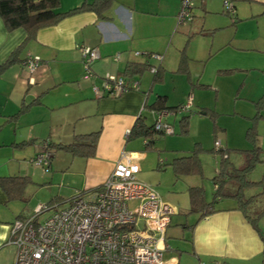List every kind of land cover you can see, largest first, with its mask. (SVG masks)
<instances>
[{"label":"crops","instance_id":"obj_1","mask_svg":"<svg viewBox=\"0 0 264 264\" xmlns=\"http://www.w3.org/2000/svg\"><path fill=\"white\" fill-rule=\"evenodd\" d=\"M92 1L59 0V10L68 11ZM230 1L235 8L238 0ZM242 1L260 5L252 16L264 15V0ZM205 3L206 0L199 7L205 10ZM180 5L181 0H110L104 9H85L40 28L34 38L25 41L18 53L14 51L24 41L25 31L22 28L8 31L0 18V64L12 55L16 56L0 71V176L27 178L18 190L7 191L0 187V264H13L15 246L8 242L10 224L30 211L27 191L33 172L28 161L39 150L42 140L68 143L77 134L99 129L94 154L86 157L83 168L85 188L82 192L86 194L101 185L122 150L139 151V159L142 158L139 149H126L129 139L125 138V130L132 127L139 114L145 116V110L152 112L149 106L144 108L143 105L151 104L158 95L166 97V104L177 105L167 102L165 92L153 89L155 82L164 79V60L170 53L175 50L177 54L175 71L188 70L186 61L184 69L179 67L180 50L192 31L181 30L182 25L177 23ZM201 29L202 33L197 34L205 35L207 30L202 26ZM182 35L184 40L178 46ZM83 46L95 47L99 53L90 64L88 75L83 67ZM117 53L119 58L115 60ZM151 53L160 54L161 60ZM28 54L40 58L33 73H29L23 64ZM134 61L161 65L160 78L153 81L152 73L148 85V79H139L142 73L133 75L138 80V89L125 91L117 97L106 95L104 76H123L126 65ZM231 69L234 68L220 70ZM198 84L205 86L202 82ZM199 109L198 112L205 113L204 107ZM260 114L264 116V113ZM140 140L144 148L143 139ZM170 161H163L159 166L165 167ZM142 176L146 177V174ZM229 199L234 202L221 206L214 204L210 211L199 216L200 211L190 210L189 198L188 206L181 208L179 213L196 212L197 218L192 222L187 217L170 219L161 243V264H213L217 257H222L225 264H233L264 251L261 230L236 208L235 199ZM224 200L226 198L218 202Z\"/></svg>","mask_w":264,"mask_h":264},{"label":"rangeland","instance_id":"obj_2","mask_svg":"<svg viewBox=\"0 0 264 264\" xmlns=\"http://www.w3.org/2000/svg\"><path fill=\"white\" fill-rule=\"evenodd\" d=\"M200 1L193 0V19L182 24L181 30L193 32L202 26L207 33L193 34L186 42L182 35L177 43L181 46L184 40L188 70L186 67L184 71L174 70L177 57L174 50L164 60L163 81L153 85L154 91L166 93L169 104L182 107L190 96V108H181L166 116L174 132L157 135L156 148L145 150L140 138H130L126 149H139L143 154L138 161V178L149 183L170 204L171 220L187 217L189 222L194 221L198 213L182 214L179 210L189 204L191 185L201 186L205 198L212 201V178L219 171L220 155L211 148H229L227 160L235 166L244 163L245 149H258V160L247 177L257 183L246 190L247 195H254L246 211L264 235V116L260 114L264 113V99L260 100L264 97V15L252 16L256 8H260L254 1H236L233 8L236 17L224 11L223 0H206L205 10L199 7ZM228 67L234 69L220 70ZM151 77L152 71L147 68L139 79H148L149 85ZM198 80L205 86L199 85ZM201 107L205 108V113L198 112ZM144 114L146 122L152 124L154 112L145 110ZM186 114L189 115L187 130L183 131L178 120ZM189 150L199 159V171L182 173L176 178L170 164L159 166L160 160L167 163L176 156L188 154ZM52 152L49 167L28 161L33 172L27 191L30 211L40 204L50 207L62 202L85 188L82 178L87 159L59 149ZM233 202L226 198L223 203L215 204ZM50 209L39 216H46ZM221 258L217 257L215 263L225 264ZM241 261L233 264H264V251Z\"/></svg>","mask_w":264,"mask_h":264},{"label":"built area","instance_id":"obj_3","mask_svg":"<svg viewBox=\"0 0 264 264\" xmlns=\"http://www.w3.org/2000/svg\"><path fill=\"white\" fill-rule=\"evenodd\" d=\"M223 3L232 12V3ZM193 7V0H181L179 25L192 20ZM81 53L88 75L99 53L90 46H83ZM150 55L162 58L157 53ZM118 58L117 53L114 59ZM39 60L37 55H27L24 66L29 73L35 71ZM149 69L154 72L156 67L151 65ZM130 86L138 89V80ZM103 90L117 94L127 87L122 76L107 74ZM190 100L189 96L180 109L190 108ZM171 112H156L154 128L172 133V125L165 121ZM129 131L125 130V138ZM51 155L46 143H41L29 162L49 167ZM139 157V151L122 150L107 177L91 193L79 192L61 207L58 203L50 207L40 204L13 220L8 241L15 246L13 264H161V243L173 209L149 183L138 178ZM49 208L46 216H39Z\"/></svg>","mask_w":264,"mask_h":264},{"label":"trees","instance_id":"obj_4","mask_svg":"<svg viewBox=\"0 0 264 264\" xmlns=\"http://www.w3.org/2000/svg\"><path fill=\"white\" fill-rule=\"evenodd\" d=\"M110 0H93L92 2H84L79 6H76L68 11L59 10V0H0V18L3 21L5 28L8 31H12L17 28H22L26 37L24 41L17 47L14 51L19 52L22 49L23 44L26 40L34 38L36 32L43 27L51 26L56 24L65 16L70 14L85 10L94 9L96 11L104 9L108 6ZM230 1V0H229ZM204 2L200 1L202 4ZM229 13L230 16H234L235 12L224 10ZM193 14V13H192ZM194 16V14L192 15ZM193 19V17H192ZM192 21V20H191ZM234 21V20H233ZM202 29L196 33H202ZM195 33V32H194ZM189 34V36H192ZM16 56L12 55L5 62L0 64V71L8 64L11 63ZM185 48L180 50V64L179 67H184L186 61ZM27 56L23 59V64ZM40 62V60H39ZM151 66L149 63L144 62H131L126 65L123 70V79L125 80V85L127 90H124L117 94H110L106 92V95L117 97L125 91L136 90L132 89L131 82L137 80L133 78V75H140L144 70ZM153 66V65H152ZM156 70L153 73V81L160 78L162 73L161 65H156ZM184 69V68H182ZM139 86V83H138ZM264 99L262 97L260 100ZM259 100V102H260ZM258 102V103H259ZM154 112V114L160 110H168L177 112L180 110V105H168L166 104V97L164 95H158L156 99L151 104H144L143 107H148ZM168 116V115H167ZM189 115H182L179 119L181 123V128L183 131L187 130V119ZM165 121H167L165 119ZM168 122V121H167ZM169 123V122H168ZM170 124V123H169ZM174 132V130H173ZM172 132V133H173ZM166 134L162 130H157L154 128V121L152 124H148L145 121L144 115H138L130 128L129 134L127 135V140L134 137H140L143 139L144 149L156 148L154 145L157 135ZM99 136V129L90 131L87 133L77 134L71 142H51L50 139H44L41 143H46L49 150L59 149L63 150L72 156L80 155L84 158L94 154L95 142ZM213 151L220 155V168L219 171L213 176L214 190L212 194V201L207 200L204 197L203 188L199 185H191L189 187V198H190V210L200 211L199 216H203L206 212L214 207L215 202L224 198H233L237 203V207L245 215V217L251 221H254L251 216L246 211V206L250 203L254 195H247L246 190L250 189L257 182L250 180L248 177V172L253 168L255 161L258 160V149H248L244 151V164L240 167L232 165L228 159V149L222 147L211 148ZM53 157V152L51 158ZM163 161L159 162L162 163ZM175 173V176H179L182 173H193L200 169L199 159L194 151L190 154L177 156L169 163ZM160 165V164H159ZM27 182V178L23 176L7 175L0 176V187L7 190H18L19 186L24 185ZM23 216V214L18 217ZM217 264V263H213Z\"/></svg>","mask_w":264,"mask_h":264}]
</instances>
